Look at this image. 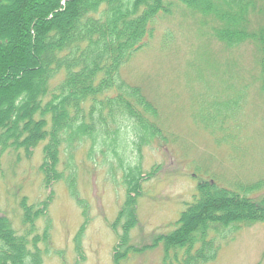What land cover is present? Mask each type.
<instances>
[{"label":"trees","instance_id":"1","mask_svg":"<svg viewBox=\"0 0 264 264\" xmlns=\"http://www.w3.org/2000/svg\"><path fill=\"white\" fill-rule=\"evenodd\" d=\"M176 2L212 17L210 30L224 44L254 42L264 73V23L254 31L247 27L254 1ZM172 8L171 0H0V159L8 151L29 157L43 143L38 170L44 189L50 190L38 204L28 205L26 198L20 202L24 234L18 235L0 215V264H41L38 235L31 241L28 235L45 217L52 186L59 181L72 185V155L82 147H87V158L97 154L109 161L110 173L119 171L124 187V202L111 227L117 238L113 264H125L131 254L157 244L164 259L172 255L177 261L181 251L178 264H203L216 254L208 235L264 222V200L253 202L213 180H200L173 231L156 236L149 246L130 244L142 184L155 175L142 171V151L165 136L157 108L122 78L121 70L146 47L156 20ZM61 154L67 173L58 168ZM218 227L225 230L218 232ZM49 228L48 218L43 240Z\"/></svg>","mask_w":264,"mask_h":264},{"label":"rangeland","instance_id":"2","mask_svg":"<svg viewBox=\"0 0 264 264\" xmlns=\"http://www.w3.org/2000/svg\"><path fill=\"white\" fill-rule=\"evenodd\" d=\"M171 1L170 15L156 20L146 47L121 70L122 78L155 105L165 136L143 149L140 158L142 171L155 175L142 184L135 207L137 224L129 233L135 247L149 246L156 236L174 230L200 180H213L253 202L264 200V73L257 46L250 40L224 44L210 30L212 17ZM252 1L249 31L264 23V0ZM42 145L29 157L8 151L0 159V215L18 235L25 233L22 199L35 205L50 191L44 189L38 170ZM86 148L72 155V185L59 181L52 186L45 217L28 235L30 241L38 235L41 264H113L117 238L111 227L125 191L119 171L110 173V162L97 154L87 158ZM65 159L61 154L58 168L67 173ZM208 239H214L216 254L203 264H264V222L210 234ZM29 249L34 252L31 245ZM182 254L179 251L177 261L172 255L164 259L157 244L131 254L125 264H178Z\"/></svg>","mask_w":264,"mask_h":264}]
</instances>
